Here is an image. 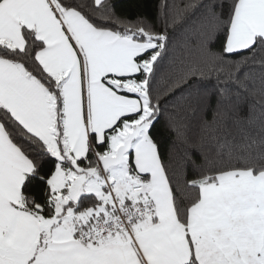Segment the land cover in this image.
<instances>
[{
  "label": "snow or ice",
  "instance_id": "obj_1",
  "mask_svg": "<svg viewBox=\"0 0 264 264\" xmlns=\"http://www.w3.org/2000/svg\"><path fill=\"white\" fill-rule=\"evenodd\" d=\"M92 7L0 0V264H264V135L221 138L217 110L193 142L169 116L198 169L181 189L155 133L170 95L212 76L218 107L252 97L264 131V0H188L159 31ZM170 54L175 79L158 76Z\"/></svg>",
  "mask_w": 264,
  "mask_h": 264
},
{
  "label": "trees",
  "instance_id": "obj_2",
  "mask_svg": "<svg viewBox=\"0 0 264 264\" xmlns=\"http://www.w3.org/2000/svg\"><path fill=\"white\" fill-rule=\"evenodd\" d=\"M76 2L83 5L88 11H94L92 0H76ZM110 2L115 4L117 14L129 20L142 17L159 31L164 28L165 21H169L170 24L173 17L183 12L184 5L188 0H110ZM199 14L197 13V15ZM190 26V24H184L176 26L174 30L171 26L169 28L176 45L173 51L176 57L184 59V69L189 65V58L184 53L181 45L184 43V30ZM262 56L264 54L259 55L257 59L259 60ZM171 58V54L166 57L161 64L158 76L162 75L166 79L177 78L179 71L175 65L169 64ZM192 59H195V56ZM231 59H239V57H231ZM261 73L262 69L258 64L251 69L252 80L256 88L260 87ZM222 86L217 85L215 76L205 79L193 78L182 89L170 95L165 108L162 110L164 115L155 129L156 139L161 146L162 158L173 176L174 182L181 189H183L185 178L196 173L198 169L192 167L187 160V154L191 153V149L167 126L169 116L181 120L187 126V134L193 142H198L199 138L204 135L201 117L211 120L213 111L217 110L227 112L229 117L226 127H222L218 134L221 138L239 137L242 131L250 132L257 140L264 135L259 120L260 107L257 100L247 97L243 101H237L233 98L218 107L217 96L219 93L217 88ZM250 104L256 105L254 113L256 119L252 120L251 123L240 121L238 116H247ZM216 143L217 141L211 137L205 136L200 151L207 153L212 158L215 156ZM197 164H203V161L198 160ZM226 164L227 160H225ZM204 167L206 168L207 165L205 164Z\"/></svg>",
  "mask_w": 264,
  "mask_h": 264
}]
</instances>
